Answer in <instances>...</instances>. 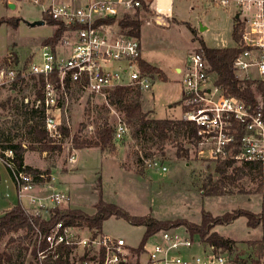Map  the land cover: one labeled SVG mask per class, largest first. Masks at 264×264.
<instances>
[{
  "label": "built area",
  "instance_id": "obj_1",
  "mask_svg": "<svg viewBox=\"0 0 264 264\" xmlns=\"http://www.w3.org/2000/svg\"><path fill=\"white\" fill-rule=\"evenodd\" d=\"M27 1L43 6V12L64 23L67 30L55 46L41 43L36 48L37 58L27 66L0 63V88L45 77L42 96L37 97L36 92L31 105L44 112L43 127L50 142L57 144L63 138L61 94L72 86L106 100L116 86L142 91L151 88L152 74L139 65L141 34L128 33L120 21L126 17H165L173 9L172 0ZM201 1L233 12L234 23H242V36L232 45L240 49L233 69L239 79L251 80L253 101L228 94L216 84L207 59L195 50L180 71L187 105L183 118L198 126L199 142L211 144L209 155L214 160L254 165L264 180V0ZM117 118L113 138L121 140L129 126ZM74 157L72 154L70 159ZM14 158L12 148L0 147V163L9 171L17 199L27 200V212L48 219L49 208L70 199L69 194L51 186L54 175L30 172L18 166ZM148 165L167 169L158 161ZM41 186L52 192L39 196L35 192ZM26 246L33 264H256L257 260L262 264L255 246L249 244L247 251L234 240L212 242L184 224L161 228L145 241L142 238L138 244H131L103 229L69 224L63 219L47 230L33 224Z\"/></svg>",
  "mask_w": 264,
  "mask_h": 264
},
{
  "label": "rangeland",
  "instance_id": "obj_2",
  "mask_svg": "<svg viewBox=\"0 0 264 264\" xmlns=\"http://www.w3.org/2000/svg\"><path fill=\"white\" fill-rule=\"evenodd\" d=\"M10 3L16 6L10 7ZM43 11V6L27 0H0V20L3 21L0 24L1 64L11 67L24 63L27 66L33 57L37 58L36 47L53 35L57 27L48 22L31 24L43 19ZM13 18H20L19 22H14ZM143 18H139L141 24L144 23ZM167 18L169 27L161 28L148 22L144 24L143 32L153 28L152 32L159 31L160 40L167 43L165 47H152L156 46L158 40L153 39L154 44L144 51V55L149 60L151 56H157L169 80L156 82L155 96L150 97L144 90L140 92L144 110L155 111L149 116L179 119L183 118V109H187L186 94L181 100L182 106L177 103L169 107L173 102L171 99H177L181 86L182 76L175 72V66H183L190 51L199 50L197 38H203L210 47L232 46L235 41L234 15L223 7L205 1L174 0L173 9ZM188 25L195 29V34ZM211 75L214 79V74ZM33 81L28 78L20 84L0 88V143L21 141L28 146L25 163L40 166L38 168L42 171L54 175V186L67 189L70 199L63 200L60 206L82 208L93 213L101 189L104 200L116 203L132 215H149L170 221L185 219L200 224L203 211L217 216L244 208L263 216L264 223V180L260 174H235L234 178H229L227 176L231 174L232 167L228 168L226 175L219 173L216 170L218 160L209 155L211 144L194 142L183 132L172 131L161 149L149 146L153 152L149 157L145 156L146 144L133 137V128L128 122L129 132L126 136L121 140L113 138L115 152L100 147L74 148L72 136L82 124L85 125L82 134L95 138L106 117L114 126L118 116L126 119L123 110L110 103L108 97L106 100L102 95H90L77 86L61 94V126L70 130L68 133L63 132L61 142L57 143L61 144L62 149L41 151L40 144L32 141L24 122L28 109L26 104L31 107V100L36 96L37 87ZM133 96L134 92L128 97L130 99ZM104 106L108 107V111L103 109ZM30 145L35 148H30ZM72 154L75 155L73 160L70 159ZM139 156L141 159H138ZM151 161H158L167 169L148 165ZM235 165L241 164L233 163L232 166ZM3 166L0 163V168L3 169ZM261 182L263 188H259ZM216 187L218 190H215ZM40 188L45 194L52 192L51 188ZM45 201L52 203L49 198ZM262 224L250 227L242 215L227 225H216L214 229L224 236L234 237V242L249 251L251 240L258 239L248 237H262L264 240ZM184 225L189 228V225ZM102 229L106 233L126 238L131 244H138L145 232V226L132 224L115 215L103 221ZM24 232L10 233L0 241V251L7 250L13 254V264L20 261L30 264L26 250L25 253L23 251Z\"/></svg>",
  "mask_w": 264,
  "mask_h": 264
},
{
  "label": "trees",
  "instance_id": "obj_3",
  "mask_svg": "<svg viewBox=\"0 0 264 264\" xmlns=\"http://www.w3.org/2000/svg\"><path fill=\"white\" fill-rule=\"evenodd\" d=\"M46 22L51 23L55 26L53 35L45 38L42 44H51L55 46L60 38L64 35L67 30V26L53 19L47 13L44 12ZM20 18H13L12 20L16 23L19 22ZM11 21V19L9 20ZM3 21L0 20V24ZM121 25L127 28L128 33L139 36L141 31V21L138 18L126 17L120 21ZM242 23L236 20L233 26V37L238 40L242 36L240 27ZM188 27L195 34V29L188 25ZM197 40L200 43L199 52L207 59L210 69L214 74L216 84L222 86L228 94L236 95L241 98H245L248 101H253V93L251 89V80L239 79L233 69V63L240 52V49L233 46H220L210 47L207 46L204 39L200 38ZM139 65L142 70L148 71L151 74H157L160 78L164 77V72L158 66H155L145 60L143 57L139 60ZM45 77L42 76L39 80L33 81L37 87V97L42 96V85L45 84ZM134 92V96L129 99V95ZM108 100L114 104L119 110H123L124 119L133 128L132 135L137 140H141L146 144L145 156L149 157L153 154L149 146H156L161 149L163 143H165L172 131H180L187 134L188 138L194 142L201 141L202 137L198 134V126L189 120L184 118H159L149 116V111H145L142 107L140 98L141 92L139 89L131 86H116L108 94ZM28 109L25 111V125L31 134V139L34 142L40 144L41 151L52 152L61 150V144H50V140L47 139V131L43 127L44 112L39 109L26 104ZM102 107V106H101ZM99 108L101 110L102 108ZM103 109L108 111V107L104 106ZM85 125H81L78 132H75L72 136V144L74 148H88V147H100L102 150H110L115 152L116 145L113 141L115 126L111 125L108 118H105L103 125L99 128L98 134L95 138H90L82 134V130ZM64 133L70 132L69 128L62 127ZM49 140V141H48ZM0 147H10L14 150L15 161L20 167H25L30 172H41L42 170L38 167L26 164L24 161L25 152L28 146H25L23 142L10 141L8 144L0 143ZM30 148L35 146L30 145ZM138 159H141L139 156ZM231 160L218 161L216 170L226 175L228 168L232 167V172L227 177L234 178L233 175L247 174L254 175L259 172L254 170L255 166L250 164H241L232 166ZM49 172V171H48ZM263 188V183L259 184V188ZM215 190H218L216 187ZM214 190V191H215ZM100 196L98 201L95 203V210L93 213H88L82 208L74 207H62L54 205L49 208L50 216L48 219L42 218L40 215H35L27 212L21 203H17L13 207L7 209L2 215H0V241L10 233H16L20 230H24L23 238V251L27 248L26 242L31 237L33 231V224H38L44 229H48L52 224L59 220H65L69 224L85 225L91 229L102 230L103 221L112 215L122 217L135 225L145 226V232L143 241H145L151 234L155 233L161 228H166L174 222L175 224H187L192 232H198L202 237H206L212 242L219 244H227L232 239L222 236L217 230L214 229L216 225L228 224L235 220L237 217L244 215L247 218V225L250 227H257L263 222V216H259L258 213L249 209L239 208L232 211H227L222 215L213 216L209 212L202 213V219L200 224L191 223L185 219L181 220H159L149 215H132L119 205L113 202H108L103 199L101 195V189L99 190ZM216 193V191L214 192ZM251 245L255 246L257 254L262 257L264 250V242L262 239L251 240ZM25 245V247H24ZM13 254L7 250L0 251V264H13ZM18 264H23L20 261ZM30 264H33L30 262ZM256 264H261V260H257Z\"/></svg>",
  "mask_w": 264,
  "mask_h": 264
},
{
  "label": "crops",
  "instance_id": "obj_4",
  "mask_svg": "<svg viewBox=\"0 0 264 264\" xmlns=\"http://www.w3.org/2000/svg\"><path fill=\"white\" fill-rule=\"evenodd\" d=\"M172 1L174 2V0H172ZM15 6H16V4H15ZM168 15H166L165 17H160L158 19H151V18H148L147 16H144V18H143L144 19V23L141 24L140 34H141V37H142L141 39L143 41L142 42V44H143L142 57L145 60H147L148 62H150L151 64H153V65L158 66L159 68H161V70L164 72V77H161V78L157 74H152L153 79H154L153 84H152V86H151L150 89L144 90L145 92L148 93V95L150 97L152 95L155 96V93H156L155 84H156V82L158 80H162L163 82L168 81L169 80V77H168L165 69L162 67V63L157 58V56H154L153 55V56H151V59L149 60L148 58L145 57L144 51L147 50L148 47H151L152 44H154L153 43L154 42L153 39H158V40H156L157 41L156 46H152V47H157V48H159V47H165L167 43L165 41H163V40H160V37L161 36H160V32L159 31L152 32L153 31V28H152V29L145 30V32H143V27H144V24L145 23H148L149 22L150 25L155 24L157 26H160L161 28H163V27H166L167 28V27L170 26L169 20L167 18ZM152 22H153V24H152ZM192 51H190V53ZM188 55H187V57H188ZM185 62H186V60L184 61L183 66L176 65L175 68H174L175 72L177 74L181 75V76H182V74L180 73V71L185 66ZM184 94H185V92H184V87H183L182 78H181V86H180L179 95H178L177 99H175V98L174 99L173 98L171 99V100H173V102L169 104V107H173V104H177V103L182 106L181 100L183 99V95ZM140 101H141V104H142V107H143V101H142L141 98H140ZM143 109H144V107H143ZM145 111H148V110H145ZM154 112L155 111L153 109H150L149 110V114H152ZM184 113H185V110L183 109V114ZM150 116L151 117H154L152 115H150ZM159 118H165V117H159ZM169 118H174V117H169ZM24 161H25V159H24ZM25 162L27 163V161H25ZM34 167H40V166H34ZM65 174H67V173H65ZM2 181L4 183H2ZM53 182H51L52 183L51 186L57 188L56 186H54ZM57 189L63 190L65 192L67 191V189L61 188V187L60 188H57ZM263 190H264V188H263ZM263 190H262V192H263ZM262 192H261V194H262ZM35 193L38 194L39 196H44L45 191L43 192L41 190V188H40V190L37 189V191ZM26 201H27L26 199H23L22 201L21 200L19 201L17 199V197H16V191H15L13 185L11 184V181H10V178H9V171L7 170V168L5 166H3V169L0 168V214L4 213L7 209L13 207L17 203H21L24 206V204H26ZM246 221H247V218H246ZM260 225H258V226H260ZM216 228H217V226H216ZM222 236H224V235H222ZM224 237L229 238V239H232V240L234 239V237H229V236L228 237L227 236H224ZM251 238H253V239H259L258 237H248L247 239H251ZM260 238L263 240L262 237H260ZM263 242H264V240H263ZM263 256H264V250H263L262 259H263Z\"/></svg>",
  "mask_w": 264,
  "mask_h": 264
},
{
  "label": "water",
  "instance_id": "obj_5",
  "mask_svg": "<svg viewBox=\"0 0 264 264\" xmlns=\"http://www.w3.org/2000/svg\"><path fill=\"white\" fill-rule=\"evenodd\" d=\"M10 5V7H15V3H10L9 4ZM46 21H45V19H40V20H37V21H34V22H32L31 24L32 25H35V24H43V23H45Z\"/></svg>",
  "mask_w": 264,
  "mask_h": 264
}]
</instances>
